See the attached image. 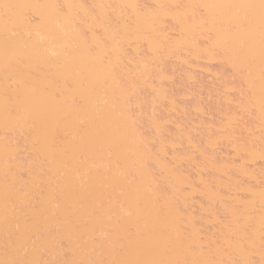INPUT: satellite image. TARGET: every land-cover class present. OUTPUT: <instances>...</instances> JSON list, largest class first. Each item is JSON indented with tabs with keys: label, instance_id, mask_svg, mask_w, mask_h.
I'll return each mask as SVG.
<instances>
[{
	"label": "bare ground",
	"instance_id": "6f19581e",
	"mask_svg": "<svg viewBox=\"0 0 264 264\" xmlns=\"http://www.w3.org/2000/svg\"><path fill=\"white\" fill-rule=\"evenodd\" d=\"M5 1L9 2V6L3 5L5 9L3 2L0 4V53L4 56V50L5 54L10 51V55L18 51L20 55L14 52L16 59L14 53L13 59L8 56L13 61L0 60V264H47L48 259L43 261L44 252L51 256L48 264H264V169L259 168L258 174L254 166L258 160L264 164V144H254L258 138L255 135L260 130L264 132V0H152L153 5L142 0H114L116 10L119 4L127 8L123 6V11L120 7L112 17L108 15L110 9H106L110 0H99L96 8L101 5L102 11L91 9L97 0H21V7L14 3L20 7L19 13L14 5L13 9L10 7L11 0ZM87 2H93L94 7L90 8ZM169 20L173 27L167 23ZM126 42L134 43L137 54L142 52L143 45L150 50L149 54L153 52L149 55L145 50L155 60L151 65L154 70L153 63L165 62L160 55L167 58L172 53L181 55L184 50L191 52L195 61L199 58L213 62L221 58L236 71L246 87L237 106L253 116V122L245 124L251 137L245 143L230 140L235 135L232 131L237 130V111V115H223L228 122L224 117L220 124H227H215L221 131L217 130L221 135L217 134L223 138L219 142L228 139L227 143L233 142L230 146L235 155L242 154L240 166L236 165L237 160L233 164L234 159L223 158L224 155L215 158L218 164L209 158L201 164L194 161L199 164V168L193 166L200 171L196 177L201 182L196 186L198 182L187 175L190 168H183L185 171L178 166L192 162V153H180L181 149L176 152L175 141L164 136L155 138L157 146L163 145V154L159 147L153 149L155 141L149 143L155 135L150 134L153 139L144 135L145 123L140 125L138 120L142 109L140 105L135 109L138 104H133L138 99L132 97L139 92L133 90L138 83L137 88H131L134 84L130 83H142L139 77L144 81L148 76L151 80L157 69L152 72L149 64L141 60V54L138 62L145 67L141 65L140 69L146 68L150 76L144 69L146 79L143 72L137 77L136 71L128 69L131 66L123 61L129 55ZM121 46L125 50L127 47L125 56ZM175 49L180 50L174 52ZM189 54L181 57L188 63L183 62L189 67L187 76L192 80V68L199 60L194 65ZM171 69L160 70L164 79L173 78V74L168 75L173 73ZM128 71L135 72L129 74L135 79L127 76ZM155 81L151 86L144 82L156 88ZM166 85L161 87L165 89L169 86ZM161 87L153 89L155 92L151 90L164 101L172 91L163 92ZM168 88L165 90L170 91ZM169 98L166 104L171 106L170 110L177 109L181 101ZM129 99L133 113L140 116L132 114ZM151 112L147 114L149 118L145 112L144 115L155 123L152 125L168 123V119H163L165 114L159 122L158 114ZM17 131L38 158V164L29 166L20 160V147L14 137ZM183 132L187 143L190 141L193 146L191 142H195L193 147L198 148L196 137L191 135L193 131H189V136L188 130ZM158 140L173 146V161L161 157L167 151ZM251 162L255 169H249ZM205 164L217 167V175H226L219 179L227 180L220 183L224 189L227 185L228 191L216 190L221 188L217 187L216 176L217 181L203 176L205 171L200 168ZM235 167L244 180L238 179ZM20 169L26 171L25 175L21 176ZM213 181L217 183L215 188ZM193 184L197 191L200 186L204 188L198 192L201 196L204 191L207 202L199 200L202 197L197 199L203 202L201 205L195 201L198 192ZM188 200L200 205L201 216L197 217L212 223L213 230L207 228L212 231L202 230L201 226L207 225L202 222L199 226ZM220 210L226 215L224 219Z\"/></svg>",
	"mask_w": 264,
	"mask_h": 264
},
{
	"label": "rangeland",
	"instance_id": "374dc122",
	"mask_svg": "<svg viewBox=\"0 0 264 264\" xmlns=\"http://www.w3.org/2000/svg\"><path fill=\"white\" fill-rule=\"evenodd\" d=\"M10 1V0H9ZM84 1H86V0H84ZM87 1H89V0H87ZM91 1H93V0H91ZM94 1H96V0H94ZM93 1V2H94ZM142 1H144L143 3H146V4H149V5H153V2H152V0H142ZM1 2H3V4H1ZM6 4H5V3ZM91 3L90 4V2H89V4H88V2H87V4L90 6H93L92 4H94V3ZM112 2V3H111ZM114 2V0H110V3L107 5V8L106 9H110V12H109V10L107 11V13L109 12V13H111V14H109L108 13V15H111V16H109V17H112V14L113 15H116V13H115V11H118L119 9H120V7H122V9H123V11H126V10H124V8H123V6H125V5H121V4H119L120 5V7H118L119 9H115L118 5H116L115 3H113ZM16 5H19L20 7H21V4H19V3H21V0H11V5H10V7L13 9V7H12V5H14L15 6V4ZM96 3H97V5H95V7L94 8H91V6H90V8L91 9H93L92 11H95V9H98V8H96V7H98V3H99V0H97L96 1ZM95 3V4H96ZM0 4L3 6V5H8L9 6V2L7 1H5V0H0ZM113 5V6H111V5ZM114 4L116 5V6H114ZM181 4H185V1H181ZM85 5H86V2H85ZM87 5V6H88ZM2 6H0V7H2ZM19 6H15L16 7V9H15V11L16 10H18V11H16V12H20V7ZM88 6V7H89ZM5 7L6 6H3V8L2 9H5ZM9 7V8H10ZM14 7V8H15ZM102 6L100 5V8H101ZM113 7V8H112ZM115 7V8H114ZM8 8V7H7ZM99 8V9H100ZM125 8H127L126 6H125ZM98 9V10H99ZM1 10V9H0ZM97 10V11H98ZM101 11H102V8L100 9ZM128 10V9H127ZM100 11V12H101ZM123 11H122V14H124L123 13ZM99 12V11H98ZM100 12H99V14H100ZM120 13H121V11H120ZM101 15V14H100ZM83 17V16H82ZM114 17V16H113ZM115 18V17H114ZM118 20V19H117ZM171 20H169V21H167V23L168 24H170V23H172V21L170 22ZM80 22V21H79ZM78 22V23H79ZM170 22V23H169ZM79 24H81V23H79ZM173 24V23H172ZM172 24H170L171 25V27H173V25ZM174 28H175V25H174ZM174 30V29H173ZM175 32H176V30H175ZM175 32L173 31V33L175 34ZM201 39V41H203V38H199V40ZM119 42H120V40H119ZM123 42V41H122ZM128 45H129V49L127 50V47H126V50H127V52L126 53H128L129 55H128V57H126L125 59H127V60H124V58H123V61H124V63H125V61H126V65L127 66H131L130 68H128V69H131V70H134V71H136V73L134 72V71H132V72H134L135 73V75L138 77V76H140V74H141V72H143L144 71V69L146 70V68H144L142 71H141V69L143 68V67H141V63L140 62H138V59H140L141 57H142V59L141 60H143V61H145L146 63H144V64H149V66H150V69L152 70V72L153 71H155L156 69V73H153L152 74V77H151V80L150 79H148V78H150V77H148L147 76V79H146V75H145V71L141 74V75H143L144 74V79H146V80H144V81H148V82H150L149 83V85L151 84V82H153V80L155 81L156 79V85H154V86H156V88H159V87H161L162 85H165V84H167L165 87H167L168 85V87L170 88V91H167V90H165V89H167V88H165V89H163V87H161L160 89L163 91V92H171V95L169 94V93H167V94H169V96H168V100L166 99V98H164V101L162 100V98H159L158 97V95L156 94V93H154L155 91L153 90V89H156V88H150L149 87V85H148V83H146V82H144L143 81V77H141L142 79H140V77H139V79L138 80H141V82L142 83H139V81H137V77H136V81L137 82H131V80L132 79H135V77L133 76H130V75H132V72L131 71H128V75L127 76H129V78L130 77H132V78H130L131 80H129V78H127V77H125L126 79H128V83H130L131 84V86H132V84H134L133 85V87H131V88H134V87H136V83H138V88L137 89H133V90H137V91H139V92H137L136 94L134 93L133 95L134 96H132L133 98L135 97V99L134 100H136L137 98V100H139V101H134V102H137V103H133V104H138L137 106H134L135 107V109H136V107L138 108L139 107V105H140V110H141V113H139L140 112V110H139V114L141 115V119H138V120H141L140 122H139V124L140 123H142L143 125H144V123H145V127H144V135H145V133H146V135L145 136H147V135H149L150 136V134H151V136H153V135H155V137H154V140L152 141V143H149V144H153V142L155 141V138L157 137V139L159 138L160 139V137H162V136H164L163 138H166V139H168V137L172 140H168V141H171V142H173V141H175L174 143V145L173 146H175L174 147V150L176 151V149H177V151H179L180 152V149H181V152L180 153H183L182 151H184V150H186L185 152H189V154L190 153H192V154H190L191 155V157L193 156V158H192V160L190 159V156L188 157L187 156V158L189 159V160H191L192 162H187V161H185V160H183V158H182V160L181 161H185V162H181V165H178L179 167L180 166H182V169L183 168H190V169H192L191 168V165L193 166V164H195V166L197 165V167H198V165L199 164H196V162L195 163H193L194 161H199L200 162V164L203 162V163H205V160H206V158L208 159H211V160H213L214 162H216V160L217 159H215V158H220V156L221 157H223V155L225 156V157H223V158H226L227 156L231 159V158H233L234 160H233V164H235L236 162H237V166H240V165H238L239 164V162H241L242 161V159H241V157L240 156H242V154H239V153H237V154H239V156L236 154L235 155V151L233 150L234 148L232 147V146H230L231 144H233V142L231 143V144H229V143H227L226 141L228 140V139H226V140H223V141H225V142H219V141H221L223 138H221L219 135H221L219 132H221V131H219L220 129V127L218 128L217 126H218V124L217 123H219V125H223V124H227L226 122L225 123H221L220 124V122L223 120L224 121V117L225 116H223V115H228V113H229V115H231V114H234V113H236V111H237V113H238V115H237V113H236V117H238V119H239V121L237 122V123H234V121H237L238 119H236V120H234V121H232L231 123L233 124H236V128H237V130L235 129V127L233 128L232 126V128L233 129H235L236 131H232V132H235L233 135H234V137L233 138H231L230 140H233V139H235V141L238 143H245V141H247V139H249L248 137L250 136V130L249 131H247V127L245 126V124L247 125L248 124V122H250V121H252L253 122V116L252 115H250L248 112H245V111H243V109H241L240 107H238L237 106V103L239 102V101H242L243 100V97H244V93H245V86L243 85L244 83H243V81H242V79L240 78V76L236 73V71L233 69H231L230 68V65L225 61V60H223V59H216V60H213V62H209V60L207 61L206 59H200L199 60V58H196V59H198L199 60V62L200 63H202V64H200L199 62L197 63V61H195V57L193 58L192 56H191V54H189V53H191V52H189V53H186L184 50L182 51H180L181 52V55L179 54V52H178V55H177V53H175V54H173L172 53V55L170 56V55H167V56H169V57H167L166 58V56L163 58V55H160L161 56V59L163 60H165V62L164 61H158L157 63H153V65H155V66H153V68H155V70L154 69H152V61H155L154 59L152 60V59H150V57H148V55H147V52H148V54L150 53V50L145 46V45H143V47L142 48H144V49H142V52L144 53V54H146L147 56H145L142 52H140V54H137L136 53V50H135V45H133L134 43L132 42V43H130L129 44V42H126ZM126 43H123V44H125V46H127V44ZM121 44V43H120ZM131 44H132V46H131ZM122 45V44H121ZM124 46V45H123ZM124 46V47H125ZM145 46V47H144ZM124 47H122L121 46V48H124ZM132 47V48H131ZM146 48V49H145ZM132 49H134V50H132ZM121 50H124V56H125V48L124 49H121ZM146 52H144V51ZM178 51L180 50V49H177ZM176 49L174 50V52H176L177 51ZM5 51V50H4ZM3 51V54H4V56L2 55V53H0V60H2V61H4V59H6V58H9L8 56H10V58H11V56H13V53L15 52L16 53V55L17 56H19L18 55V53H20V52H18V51H14L13 53H11V55H10V51L9 52H7V54H5L6 53V51L4 52ZM136 53H134V52ZM0 52H2L1 50H0ZM11 52H12V50H11ZM18 52V53H17ZM123 52V51H122ZM184 52V54H182ZM15 53H14V55H15ZM136 55V56H134V54ZM142 54V55H141ZM151 54L153 55L154 53L153 52H151ZM151 54H149V55H151ZM185 54H189V56H191V58H189V59H192V61L194 60V65H195V63H197L191 70L193 71H191V73L193 74H196L195 76H194V74H193V77H195V79H192L191 80V78H188L189 76H187L188 74H187V68L189 69V67H187V65H185V64H188V63H186V62H184L185 60H183V58L186 56ZM7 55V57H5ZM16 55H15V58H14V56L11 58V59H16ZM122 55V54H121ZM130 55H132L131 56V58L129 57ZM138 55V56H137ZM139 55H141V57L139 56ZM144 55V56H143ZM173 55H175V57H181L182 55H184V57L181 59H175V57L173 56ZM126 56H127V54H126ZM2 57H3V59H2ZM122 57H123V55H122ZM137 58V61H135L134 60V58ZM144 57H146V59L144 58ZM149 58V60L147 61V59ZM154 56H152V58H153ZM172 57H174V59L172 58ZM203 57L205 58L206 56L205 55H203ZM9 58V59H10ZM129 58V59H128ZM132 58H133V60H132ZM145 60H144V59ZM188 58V57H187ZM186 58V61L187 62H190L191 60H189L188 61V59ZM201 58V57H200ZM10 59V61H13V60H11ZM134 61L133 63H132V61ZM183 60V61H182ZM8 61V60H7ZM16 61V60H15ZM211 61V60H210ZM130 62L132 63V65L130 64ZM147 62H149V63H147ZM151 62V63H150ZM159 62H162V63H160V66H158L159 65ZM185 64H184V63ZM137 63H140V64H137ZM128 64H130V65H128ZM156 64H158V65H156ZM168 65V66H167ZM142 66H144L145 67V65H142ZM147 66V69H148V65H146ZM156 66H158L159 68L161 67L162 68V66H163V68L161 69L160 68V70L161 71H163V69L165 68V70H168V67H169V71H170V69H171V67H172V69H171V72L173 71V73H171V74H169L168 73V75H172V79H168L167 77H169V76H167L166 77V79H164L163 77H162V75H161V71L158 69V67H156ZM166 66V67H165ZM189 66H190V68H191V64L189 63ZM141 68V69H140ZM149 69V70H150ZM150 70V71H151ZM137 71H139V73H137ZM147 72H148V70H146ZM158 71H160V74H158ZM168 71V72H169ZM188 71H190V70H188ZM129 72H131V73H129ZM149 73V72H148ZM148 73H146V74H148ZM130 74V75H129ZM139 74V75H138ZM134 75V74H133ZM153 75H154V77L157 75H160L159 77H155V78H153ZM149 76H150V73H149ZM197 76V77H196ZM162 78V80H161V82L162 83H164L165 82V84H162L161 82H160V80H159V78ZM124 78V79H125ZM153 78V79H152ZM160 78V79H161ZM196 78H197V80H196ZM125 79V81H127ZM168 79V80H167ZM158 80H159V83H161V86L159 85V83H158ZM165 80V81H164ZM195 80V81H194ZM135 81V80H134ZM168 82V83H167ZM140 84V85H139ZM155 84V83H154ZM143 85V86H142ZM146 85V86H145ZM147 85H148V87H147ZM151 86V85H150ZM171 86L173 87L172 89H171ZM169 88H168V90H169ZM154 91H152V90ZM158 90H156V92H157ZM154 93V94H153ZM158 93V92H157ZM172 93H174V94H172ZM154 95V96H153ZM172 95H174V96H172ZM175 95H178V96H175ZM136 96H137V98H136ZM140 98H139V97ZM155 96H157V97H155ZM171 96V98H173V99H179L181 102H182V104H181V102L180 103H178V101L176 102V104L178 103L179 104V106H180V104H181V107H177V109H176V107H174L175 109H176V111L178 110V112H176L175 111V109L173 110V107H172V109L170 110V107L171 106H168V103L166 104V102L167 101H169V97ZM131 97V96H130ZM131 97V98H132ZM178 97V98H177ZM165 99H166V101H165ZM131 100L132 99H129V102H130V108H131V111H132V114L134 115L135 113H133L134 112V110H132V106H133V104H132V102H131ZM160 100H162V101H160ZM139 102V103H138ZM196 102V103H195ZM163 104H165V105H163ZM175 104V106H177ZM194 104H196V105H194ZM169 105H170V103H169ZM186 105V106H185ZM182 106H185V107H183L184 109H181L182 108ZM133 107V108H134ZM165 107V108H164ZM179 108V109H178ZM169 109V110H168ZM138 110V109H137ZM137 110H135V111H137ZM200 110H202V111H200ZM152 111V112H151ZM166 111V112H165ZM168 111V112H167ZM144 112H145V115L147 116V114H149L148 112H151V113H153V114H155L154 112H156L157 114H158V116H159V118H160V120H159V122H161V121H163L162 119H161V116H162V114L166 117V118H163V119H165V120H167L168 119V123H167V121H165V125H164V122H161L160 124L162 125V127H163V125H164V127H165V129H164V127L162 128L161 127V125H160V127H157L156 125L154 126V125H152V123L153 124H155L154 122H149V120L150 119H146V116L144 115ZM147 112V113H146ZM227 112V113H226ZM150 113V114H151ZM178 113V114H177ZM136 114H137V112H136ZM134 115V116H138L139 114H137V115ZM161 114V115H160ZM174 114V115H173ZM139 115V116H140ZM176 115V116H175ZM167 116H168V118H167ZM223 116V117H222ZM145 117V118H144ZM240 117V118H239ZM147 118H149V115L147 116ZM177 118V119H176ZM226 118V120H227V116L225 117ZM229 118H231V117H229ZM136 119V118H135ZM143 119H145V121L143 122ZM170 119H171V121H170ZM174 119V120H173ZM193 119H195V120H193ZM199 119V121H200V124H199V121H197L196 122V120H198ZM201 119L202 120H204L202 123H204V124H202L201 123ZM206 119V120H205ZM222 119V120H221ZM147 120V121H146ZM207 120H208V123L206 124V122H207ZM210 120V121H209ZM221 120V121H220ZM152 121V120H151ZM177 121H179V122H177ZM193 121V122H192ZM195 121V122H194ZM206 121V122H205ZM213 121V122H212ZM219 121V122H218ZM222 121V122H223ZM180 122H181V124H180ZM191 122H192V125H191ZM227 122H228V120H227ZM252 122H250V123H252ZM151 123V124H150ZM194 123H198L197 124V126L196 125H193ZM210 123V124H209ZM217 124V126H216V124ZM150 124V125H149ZM180 124V128H182V129H184V130H186V132H187V130H188V136H189V131H190V134H191V131H193V133L191 134L192 136H194L193 138H195V139H197L196 141H198V144H200V145H198V144H196L197 145V147L198 148H194L193 146H194V144H195V142L194 143H192L191 142V144L193 145V146H191L190 145V141L187 143V139H186V135H182V132H183V130L181 131L180 130V128L178 127V125ZM189 124H190V126H189ZM202 124V125H201ZM210 125V128H209V125ZM211 124H212V126H211ZM215 124V125H214ZM231 124V125H232ZM234 124H233V126H234ZM141 125V124H140ZM142 125V126H143ZM154 126V127H153ZM182 126V127H181ZM205 126V127H204ZM207 126V127H206ZM248 126V125H247ZM185 127V128H184ZM189 127H192V130H189L190 128ZM154 128V129H153ZM193 128H195L196 129V131H195V129H193ZM212 128V129H211ZM216 128H218V129H216ZM253 128V127H252ZM143 129V128H142ZM162 129H164V130H162ZM207 129V130H206ZM232 129V130H233ZM256 129V128H255ZM219 132H218V131ZM143 131V130H142ZM146 131V132H145ZM195 131V132H194ZM215 131H217L216 133H215ZM252 131H254L253 129H252ZM256 132H258L259 130L257 129V130H255ZM18 132V131H17ZM16 132V133H17ZM147 132H148V134H147ZM163 133V135H162V133ZM185 132V133H186ZM261 132H263L262 130H260L259 131V135H255V136H257L258 138L257 139H255V142H254V144H256V145H258V146H261V144H262V142H263V144H264V140L262 139V138H264V137H262V136H264V132H263V134H261ZM15 133V135L14 134H12V135H14V137L16 138V140H17V142H18V144H19V157L21 158L20 160L24 163V164H28L29 166L30 165H32V164H35V163H39V160H38V158L33 154V152L27 147V145H26V143L24 142V139H23V136L18 132L17 134ZM22 133V132H21ZM171 133V134H170ZM184 133V132H183ZM184 133V134H185ZM212 133V134H211ZM219 135H218V134ZM23 134V133H22ZM194 134V135H193ZM215 134L217 135V136H215ZM255 134H257V133H255ZM11 135V136H12ZM181 135V136H180ZM209 135V136H208ZM10 136V137H11ZM150 136V137H151ZM182 136H183V138H182ZM191 136V137H192ZM213 136V137H212ZM184 137H185V141H184ZM197 137H199V138H197ZM207 137H208V139H207ZM209 137H211V138H209ZM251 137V136H250ZM180 138H181V140H180ZM192 138V139H193ZM221 138V139H220ZM150 139H153V137H151ZM150 139H149V141H150ZM175 139V140H174ZM191 139V140H192ZM218 139V140H217ZM220 139V140H219ZM225 139V138H224ZM161 140H162V138H161ZM187 140V141H186ZM163 141H166V140H163ZM163 141H160V140H158V144L160 143V142H163ZM192 141H194V139L192 140ZM218 141V142H217ZM234 141V140H233ZM234 141V142H235ZM250 141V140H249ZM157 140L155 141V146L153 147V149L154 150H156L158 147H159V145L157 146ZM171 142L169 143V144H171ZM164 143V142H163ZM166 143V142H165ZM164 143V147H166V151H167V155H160L161 157H163V156H165V157H167V158H169L168 160H172V158L171 157H173L175 154L173 153L174 152V150H172L173 149V146L172 147H170V145H168V142L165 144ZM197 143V142H196ZM189 144V145H188ZM215 144V145H214ZM262 144V145H263ZM162 145V144H161ZM168 147H167V146ZM172 145V144H171ZM229 145V146H228ZM148 146H150L151 147V145H148ZM155 147H156V149H155ZM162 148H163V145L161 146ZM161 147H159V150H160V148ZM167 148H169V149H167ZM172 148V149H171ZM191 148H193L195 151L193 152V149H191ZM200 148V149H199ZM151 149H152V147H151ZM179 149V150H178ZM183 149V150H182ZM189 149V150H188ZM159 150H157V151H159ZM172 153V154H170L169 153V151ZM173 152H172V151ZM188 150V151H187ZM176 151V152H177ZM198 151V152H197ZM160 154H163L162 152H163V150L161 151L160 150ZM184 152V153H185ZM207 152V153H206ZM157 153V152H156ZM159 153V152H158ZM166 153V152H165ZM179 153V154H180ZM174 154V155H173ZM176 154H178V153H176ZM185 154H188V153H185ZM185 154H183V155H185ZM173 155V156H172ZM195 155V156H194ZM200 158L201 157V160L199 159V160H197L198 159V157ZM200 155V156H199ZM201 155H203V156H201ZM207 155V156H206ZM170 156V157H169ZM194 157H196V158H194ZM243 157V156H242ZM166 158V159H167ZM184 158H185V156H184ZM203 158H205V159H203ZM187 159V160H188ZM194 159V160H193ZM196 159V160H195ZM174 160V159H173ZM172 160V161H173ZM204 160V161H203ZM235 160H237L236 162H234ZM202 161V162H201ZM220 161V160H219ZM260 160H258V162L256 161V163L254 164V166L256 167V169H255V167H253V165H252V162H251V165L248 163V167H249V169H250V167H253L255 170H257V171H259V168L260 169H264V167H262V165L264 166V164H262L263 163V161H260ZM182 163H183V165H182ZM188 165H187V164ZM192 163V164H191ZM207 163V162H206ZM178 164H180V163H178ZM186 164V165H185ZM190 164V165H189ZM217 164H218V160H217ZM240 164H242V163H240ZM247 164V163H246ZM261 164V165H260ZM206 166L205 167H202L203 169H201L200 168V170L201 171H205V172H203L204 173V177L206 176V177H208L207 179L208 180H210L209 179V177H211V179L212 180H214V179H216L215 178V176L219 179L220 177H222V178H225L226 177V175H224V176H221L219 173V175H217V172H216V170L218 169L217 167H216V169L214 168V167H210V165L209 164H205ZM261 167H260V166ZM184 166V167H183ZM202 166H203V164H202ZM235 166V165H234ZM233 166V167H234ZM201 167V166H200ZM181 168V167H180ZM188 168V169H189ZM195 167L193 166V170H187L188 172V174L187 175H189V174H191L192 175V177L194 178V180L195 181H197V180H199L198 179V177H196L197 176V173H199L200 171H196V168L194 169ZM199 168V167H198ZM207 168V169H206ZM236 168V167H235ZM159 171H161L159 168H157ZM157 169H156V171H157ZM183 170H185V169H183ZM199 170V169H198ZM207 170V171H206ZM252 170V169H251ZM158 171V172H159ZM186 171V170H185ZM218 171V170H217ZM220 171V170H219ZM230 171H232V169L230 170ZM233 171L235 172L236 171V174H238L237 173V168H236V170H234L233 169ZM232 171V173H234ZM157 172V173H158ZM195 172V173H194ZM197 172V173H196ZM20 174L22 173V174H24L25 175V173H26V171L25 170H21L20 169V172H19ZM161 172H159V174H160ZM186 173V172H185ZM202 173V172H201ZM201 173L199 174V175H201ZM231 172H230V174H232ZM258 174H260L261 173V170L259 171V172H257ZM22 174H21V176H22ZM163 173H161V176L162 177H164L163 175H162ZM195 174V175H194ZM206 174V175H205ZM216 174V175H215ZM166 175V174H165ZM190 175V176H191ZM213 175V176H212ZM222 175H223V173H222ZM229 175V174H228ZM228 175H227V177H228ZM239 176H240V173L238 174ZM238 175H236V176H238ZM195 176V177H194ZM220 176V177H219ZM23 177H25V176H23ZM213 177V178H212ZM243 177V176H242ZM241 176L240 177H238V179H243L244 180V178H242ZM246 178H248L247 176H245ZM192 178V179H193ZM195 178H197V179H195ZM222 178H220V179H222ZM218 179H216V181L218 180ZM218 180V184L220 185H218L217 186V183H215V181H213V183H211V182H209V183H211V184H213L212 186L214 187L215 185L217 186V187H221V188H216V190L217 189H219V192H220V189L221 190H223L224 189V187L225 186H221V183H220V181H222V183L223 182H225V181H227V180H225V179H223V180ZM228 179V178H227ZM194 180H192V181H194ZM225 180V181H224ZM195 181H194V184H196L195 183ZM246 181V180H245ZM198 182V184L196 185V186H198V185H200V183L201 182H199V181H197ZM193 184V185H194ZM215 184V185H214ZM202 185V184H201ZM195 186V185H194ZM196 186H195V189H196ZM223 187V188H222ZM198 188V187H197ZM199 188H203V187H199ZM199 188H198V191H200L199 190ZM215 188V187H214ZM213 188V189H214ZM204 189V188H203ZM202 189V190H203ZM227 191L229 190L228 188H227V185H226V188H225ZM224 189V190H225ZM201 190V191H202ZM215 190V189H214ZM226 190L225 191H222V193L223 192H226ZM197 191V189H196V192H198ZM218 191V190H217ZM218 192V193H219ZM199 194H201V192H198V194H196V196L197 197H195V195H193L196 199H195V201L196 202H198V203H200V201L199 200H204V202H205V199H206V202H207V198H206V194H204V191H203V193H202V195L203 196H205L204 197V199H203V196L201 195H199ZM198 196H200V197H198ZM202 197V198H201ZM193 198V197H192ZM199 198H201V199H199ZM197 199H199V200H197ZM195 201L194 200H192V203L193 204H195V206L193 205V204H191L190 203V201L188 200V203H189V207H190V209H191V211H192V213H193V215H195L196 217H195V220H196V222L199 224V226H201L202 224V222L203 221H200L201 220V217H197V216H199L198 215V213H200V208H199V206L201 205V203H203V202H201L200 203V205L198 204V203H195ZM218 201V200H217ZM215 202H216V198H215ZM217 203V202H216ZM193 205V206H191V205ZM218 204V203H217ZM216 204V205H217ZM199 205V206H198ZM215 205V207L216 208H218L217 206ZM218 205H220L221 206V204H218ZM194 207V208H193ZM219 209H220V207H219ZM193 210H194V212H195V214H194V212H193ZM196 210V211H195ZM217 210V209H216ZM222 210V209H221ZM221 210H220V212H221ZM219 210H217V212H218ZM197 212V213H196ZM204 214V213H203ZM203 214H202V216H203ZM219 214V213H218ZM221 214H222V212H221ZM224 213L222 214V219H224V217L226 216V215H224ZM201 216V215H200ZM219 216H221V215H219ZM200 218V219H199ZM205 225H207V226H204V227H202L201 226V228H202V230L204 229L205 230V232H207V231H212L213 229L212 228H210V226H212L213 227V224L211 223H205V222H203ZM205 227H206V229H205ZM207 228H209V229H212V230H209V229H207ZM214 228V227H213ZM203 230V231H204ZM207 230V231H206ZM66 254V253H65ZM67 255V254H66ZM65 255V256H66ZM46 256H48V257H46ZM68 256V255H67ZM58 257H60V256H58ZM43 261L44 260H46V259H48V261L50 262L51 261V256H50V254H48L47 252H44L43 253ZM48 261H46V262H48ZM48 262V263H49ZM47 263V264H48ZM52 263V262H51ZM42 264V263H41ZM44 264H45V262H44Z\"/></svg>",
	"mask_w": 264,
	"mask_h": 264
}]
</instances>
